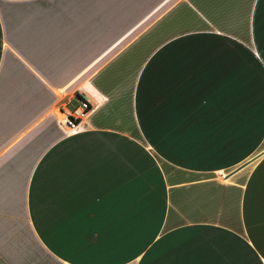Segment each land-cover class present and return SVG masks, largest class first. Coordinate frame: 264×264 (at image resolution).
<instances>
[{"label": "crops", "instance_id": "0c3cea01", "mask_svg": "<svg viewBox=\"0 0 264 264\" xmlns=\"http://www.w3.org/2000/svg\"><path fill=\"white\" fill-rule=\"evenodd\" d=\"M258 62L264 0H0V264H264Z\"/></svg>", "mask_w": 264, "mask_h": 264}, {"label": "built area", "instance_id": "2783aa9c", "mask_svg": "<svg viewBox=\"0 0 264 264\" xmlns=\"http://www.w3.org/2000/svg\"><path fill=\"white\" fill-rule=\"evenodd\" d=\"M75 101V104L65 105L59 110L61 123L70 131H75L92 110V103L85 92L78 94Z\"/></svg>", "mask_w": 264, "mask_h": 264}, {"label": "rangeland", "instance_id": "374dc122", "mask_svg": "<svg viewBox=\"0 0 264 264\" xmlns=\"http://www.w3.org/2000/svg\"><path fill=\"white\" fill-rule=\"evenodd\" d=\"M226 47H232V46L226 43ZM260 71L261 69L257 67L256 73L254 74L251 73L250 75L245 76V78L247 77L252 78L251 80H249L248 78L247 80L243 79V83H246V84H249V82L251 81V95L247 96L246 99L245 98L244 99L248 101L247 104L249 103L251 104V108H252L251 110L255 111L257 116H264V79L261 77L263 76V74H261Z\"/></svg>", "mask_w": 264, "mask_h": 264}, {"label": "trees", "instance_id": "16d2710c", "mask_svg": "<svg viewBox=\"0 0 264 264\" xmlns=\"http://www.w3.org/2000/svg\"><path fill=\"white\" fill-rule=\"evenodd\" d=\"M257 67L261 69L260 72H261V74H263V76H261V77L264 79V70H263V68L259 62L257 63ZM260 72H259V74H260Z\"/></svg>", "mask_w": 264, "mask_h": 264}, {"label": "bare ground", "instance_id": "6f19581e", "mask_svg": "<svg viewBox=\"0 0 264 264\" xmlns=\"http://www.w3.org/2000/svg\"><path fill=\"white\" fill-rule=\"evenodd\" d=\"M81 127H82V125H79V126L77 127V129H75V130H79Z\"/></svg>", "mask_w": 264, "mask_h": 264}]
</instances>
